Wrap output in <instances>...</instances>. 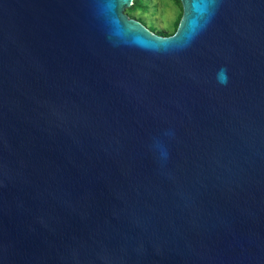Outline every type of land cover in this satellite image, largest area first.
Instances as JSON below:
<instances>
[{
  "label": "water",
  "instance_id": "95a60500",
  "mask_svg": "<svg viewBox=\"0 0 264 264\" xmlns=\"http://www.w3.org/2000/svg\"><path fill=\"white\" fill-rule=\"evenodd\" d=\"M133 1L0 0V264H264V0Z\"/></svg>",
  "mask_w": 264,
  "mask_h": 264
},
{
  "label": "rangeland",
  "instance_id": "374dc122",
  "mask_svg": "<svg viewBox=\"0 0 264 264\" xmlns=\"http://www.w3.org/2000/svg\"><path fill=\"white\" fill-rule=\"evenodd\" d=\"M179 11V6L172 0H142L133 18H141V23L153 33H156V27L171 32Z\"/></svg>",
  "mask_w": 264,
  "mask_h": 264
},
{
  "label": "trees",
  "instance_id": "16d2710c",
  "mask_svg": "<svg viewBox=\"0 0 264 264\" xmlns=\"http://www.w3.org/2000/svg\"><path fill=\"white\" fill-rule=\"evenodd\" d=\"M172 1L179 6L180 11L176 14V19H175V22H174L173 27H171V29H172L171 32L170 31H164V30H161L160 28L156 27V33L159 34V35H162V36H171L177 30V27H178L180 18L182 16V6H181V3H180L179 0H172ZM141 4H142V0H134L133 1L132 6L126 10V13L129 15L130 18L135 17V12L138 11V7L141 6ZM140 19L141 18H139V17L137 18V20L139 22H141Z\"/></svg>",
  "mask_w": 264,
  "mask_h": 264
},
{
  "label": "clouds",
  "instance_id": "9594fccd",
  "mask_svg": "<svg viewBox=\"0 0 264 264\" xmlns=\"http://www.w3.org/2000/svg\"><path fill=\"white\" fill-rule=\"evenodd\" d=\"M217 81L220 84H226L227 83V69L222 68L217 73ZM166 155V153H165Z\"/></svg>",
  "mask_w": 264,
  "mask_h": 264
},
{
  "label": "flooded vegetation",
  "instance_id": "af4514ba",
  "mask_svg": "<svg viewBox=\"0 0 264 264\" xmlns=\"http://www.w3.org/2000/svg\"><path fill=\"white\" fill-rule=\"evenodd\" d=\"M157 34V33H156ZM159 35V34H158Z\"/></svg>",
  "mask_w": 264,
  "mask_h": 264
}]
</instances>
